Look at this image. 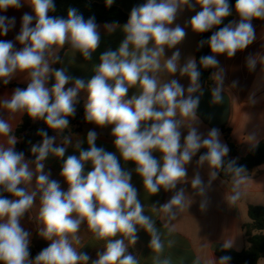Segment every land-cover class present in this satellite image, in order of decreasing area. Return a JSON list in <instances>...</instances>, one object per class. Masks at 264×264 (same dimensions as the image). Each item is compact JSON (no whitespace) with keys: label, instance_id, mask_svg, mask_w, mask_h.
I'll list each match as a JSON object with an SVG mask.
<instances>
[{"label":"clouds","instance_id":"obj_1","mask_svg":"<svg viewBox=\"0 0 264 264\" xmlns=\"http://www.w3.org/2000/svg\"><path fill=\"white\" fill-rule=\"evenodd\" d=\"M113 3L105 0L107 7ZM25 5L31 12L22 14L14 40L0 39V84L7 86L20 75L27 82L25 88L0 97V264H141L129 252L141 229L150 236L149 247L156 254L153 264H170L168 258L161 259L165 243L153 216L167 226L190 206L192 198L182 185L190 183L192 196L201 197L199 207L205 211L208 190L224 170L233 177L228 202L235 204L241 198L244 167L235 160L226 162L230 149L221 141L219 129L200 131L201 69L216 70L211 98L222 103L223 70L217 57L232 58L254 42L252 22L264 21V0H235L234 7L229 0H145L131 8L124 25H104L107 34L119 28L123 39L115 50L100 54L87 80L69 75L66 67L51 65L62 63L56 53L66 45L73 60L77 53L85 61L92 59L102 41L95 17L85 19L75 7L68 8L66 18L50 15L56 11L54 0H0V37L16 25L15 16L3 13ZM185 10L195 14L182 26L176 21ZM234 13L238 19L225 24ZM188 29L198 35L212 33L197 46L198 50L207 46L211 54L182 61L178 46ZM247 63L249 69L255 68L253 57ZM177 74L187 78V87L175 78ZM50 79L55 82L48 87ZM132 88L136 93L129 98ZM82 92L84 120L95 126L87 131L86 140L72 135L69 127ZM17 115L43 121L56 133L37 131L41 139L30 148L34 159L16 150L19 140L13 121ZM96 128L111 129L114 152L97 146ZM69 146L78 155L65 158ZM153 153H159V158ZM198 153L197 169L207 165V182L199 170L188 179V166ZM49 157L62 161L60 176L66 191L45 171ZM121 160L135 168L122 166ZM133 171L141 178L146 196L162 189L173 193L166 203L152 204L151 214H145L132 183ZM37 197V235L50 243L33 258L32 233L22 221ZM85 223L92 239L103 245L96 259L79 251L84 246L80 229ZM222 247L230 249L231 241ZM230 260L231 256L223 255L209 264Z\"/></svg>","mask_w":264,"mask_h":264},{"label":"crops","instance_id":"obj_2","mask_svg":"<svg viewBox=\"0 0 264 264\" xmlns=\"http://www.w3.org/2000/svg\"><path fill=\"white\" fill-rule=\"evenodd\" d=\"M94 3L105 4V0H89ZM145 0H114L112 6L121 9L127 15L133 6L144 3ZM197 11L199 8L196 9ZM24 12H31V8L25 5L19 10L9 9L6 14L9 17H16L15 28L8 33L7 36L0 39L14 40L15 35L19 32L21 24V16ZM194 11L185 10L177 19V23L182 26L194 15ZM235 19L238 17L233 14ZM253 26L256 32L254 42L245 50L238 51L234 57L227 58L225 55L217 57L219 68L223 70V88L222 92L226 93L230 98V115L225 125L230 130L231 141L235 145L236 153L239 157L246 155L249 150L256 144L264 141V21L253 20ZM102 34L100 47L93 54L90 61H85L83 57L77 53L75 58L68 53L67 45L61 49L56 55L61 57L62 63H58V68L66 67L69 75L90 79L93 73V65L99 62V56L105 50L111 48L115 50L123 39V33L119 28L111 34L104 31L105 24H99ZM120 26L124 24H118ZM214 30V29H213ZM198 34L188 29L185 40L179 45L182 61L188 57L196 58ZM17 48L20 45H16ZM166 55H171V51H167ZM255 59V68L249 69L248 58ZM216 71L213 69L212 73ZM177 79L187 87V78L179 77ZM55 82V81H54ZM27 85L22 75L14 78L7 86L0 84V97L11 95L13 89ZM66 85V87H70ZM213 87H215V82ZM136 93V89L132 88L128 92V97ZM85 94L82 92L79 96L77 107L84 109ZM6 115V114H5ZM24 116V115H23ZM17 115L13 121L14 128L20 123L22 117ZM200 131L207 133L212 128L207 125L200 116H198ZM94 125L83 123L81 131L72 134L81 139L86 140L87 131L94 128ZM220 138L226 143V133L221 129ZM98 132L97 146L104 147L107 151H115L113 140L110 135L111 129H95ZM186 134V133H185ZM52 135H56L53 132ZM39 141L35 142L38 143ZM59 142V138H58ZM33 143V144H35ZM82 147L87 148V144ZM31 148V147H30ZM202 152L204 150H201ZM159 158V153H153ZM78 155V152L69 146L65 155ZM199 153L193 158L192 163L188 166V179L190 181L194 173L199 170L200 175L205 182L208 181L207 165L197 169L196 160ZM27 159H34L31 155ZM62 161L54 157H49L46 161V172H50V178L57 180L61 184L63 190H67V184L60 176ZM122 166L133 170L135 165L132 162L125 164L121 160ZM91 166L87 165L86 170H90ZM232 179H223L219 175L212 182L208 190L207 197L209 200L208 207L205 211H201L199 204L201 197L192 196L193 190L190 183L182 185L192 198V203L183 212L177 215V218L170 224L165 226V222L158 216H153L156 225L159 228L165 248L161 254V259L168 258L170 264H209L212 260L220 258L215 253L216 247H222L226 241H231L234 251H241L247 246L246 236L243 226L250 222L248 209L250 206L264 207V164L257 167L254 171L245 176V181L241 185V198L235 203L228 202L227 197L231 194ZM132 183L138 189L139 198L146 207L145 214L150 213L152 204L166 203L173 193L165 192L163 189L156 195L146 196L144 193L142 180L133 171ZM158 206V205H157ZM39 210V197L29 214L22 221L26 230L32 233L31 256L34 258L43 248L47 247L50 242L43 240L37 235V228L40 226L36 217ZM80 236L84 246L79 249L81 252L87 253L91 259H96L97 252L103 251V245L92 239L91 233L87 229V225L82 224ZM138 239L134 246L129 248V252L141 259V264H153V257L156 255L149 247L150 236L142 229L137 233ZM171 241V246L168 242ZM91 264V261L89 262ZM231 264V263H229Z\"/></svg>","mask_w":264,"mask_h":264},{"label":"trees","instance_id":"obj_3","mask_svg":"<svg viewBox=\"0 0 264 264\" xmlns=\"http://www.w3.org/2000/svg\"><path fill=\"white\" fill-rule=\"evenodd\" d=\"M56 5V11L50 13L53 16L67 17V10L69 7H75L78 9L85 19L89 17H95L97 24H125L129 15L124 13L121 9L111 6L107 7L106 4L94 3L89 0H54ZM230 5L234 7L235 0H229ZM234 16L228 17L225 20V24L233 20ZM221 25L220 27H222ZM218 30L214 29L213 31ZM212 33L199 34L198 43L201 39H207ZM197 43V46H198ZM210 50L207 46L196 51V59L202 55H209ZM53 68H58V63L51 65ZM213 69H201V85L209 89L213 88L214 81L212 79ZM54 84V79L49 80V87ZM27 85L22 86L25 88ZM84 123V109L77 107L76 114L73 118H70V130L71 134H75L81 131ZM39 129L48 131L49 135L53 134V131L46 128V125L42 121H33L24 115L20 123L15 128V134L18 137L16 150L22 151L25 157H30L31 144L40 141V137L37 135ZM221 129L226 133V143L230 151L227 160H235L237 165L243 166L245 171L244 176L254 171L257 167L264 164V141L253 146L249 152L239 157L235 150V145L230 138V130L223 126ZM65 134H69L66 132ZM219 176L223 179H229L232 174L220 170ZM248 216L250 222L243 226L247 246L241 251H234L232 249H224L223 247H216L215 253L221 257L223 255L231 256L229 263L231 264H257L258 261L264 258V207L262 206H250L248 209Z\"/></svg>","mask_w":264,"mask_h":264},{"label":"water","instance_id":"obj_4","mask_svg":"<svg viewBox=\"0 0 264 264\" xmlns=\"http://www.w3.org/2000/svg\"><path fill=\"white\" fill-rule=\"evenodd\" d=\"M203 95L197 110L198 116L210 127L221 128L228 122L230 115V98L222 92V103H214L211 98V89L202 87Z\"/></svg>","mask_w":264,"mask_h":264},{"label":"rangeland","instance_id":"obj_5","mask_svg":"<svg viewBox=\"0 0 264 264\" xmlns=\"http://www.w3.org/2000/svg\"><path fill=\"white\" fill-rule=\"evenodd\" d=\"M48 87H49V82H48ZM257 264H264V258L260 259Z\"/></svg>","mask_w":264,"mask_h":264}]
</instances>
